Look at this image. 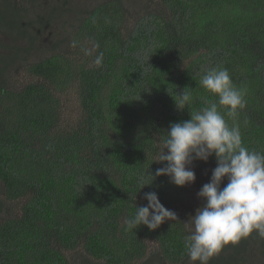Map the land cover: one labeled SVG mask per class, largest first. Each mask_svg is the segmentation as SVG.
<instances>
[{"label": "trees", "instance_id": "1", "mask_svg": "<svg viewBox=\"0 0 264 264\" xmlns=\"http://www.w3.org/2000/svg\"><path fill=\"white\" fill-rule=\"evenodd\" d=\"M213 67L246 93L218 110L264 153V0H0V264H198L185 223L205 201L182 215L187 186L140 181L171 124L218 104L199 84ZM191 166L198 193L216 157ZM152 191L177 219L127 229ZM209 264H264V237Z\"/></svg>", "mask_w": 264, "mask_h": 264}, {"label": "clouds", "instance_id": "2", "mask_svg": "<svg viewBox=\"0 0 264 264\" xmlns=\"http://www.w3.org/2000/svg\"><path fill=\"white\" fill-rule=\"evenodd\" d=\"M102 64V54L95 60ZM207 91L219 97L197 112L191 119L173 123L166 132L163 149L157 163L165 164L151 177V183L141 178L142 189L152 185L156 177L168 176L170 182L184 187L196 180L191 165L194 161L207 162L213 155L217 166L212 169L210 182L204 184L198 197L205 202L196 214L185 223L190 225L184 237L188 258L198 264L209 260L225 245L235 243L254 231L264 237V153L249 150L242 142L239 125H229L218 105L226 109V115L235 117L246 106V93L237 88L227 69L209 68L199 81ZM176 101L183 110L191 102V94L184 90ZM227 177V184L221 187ZM146 206H136L135 213L126 218L127 229L147 226L156 230L166 220H176V213L167 209L155 191L146 192Z\"/></svg>", "mask_w": 264, "mask_h": 264}, {"label": "rangeland", "instance_id": "3", "mask_svg": "<svg viewBox=\"0 0 264 264\" xmlns=\"http://www.w3.org/2000/svg\"><path fill=\"white\" fill-rule=\"evenodd\" d=\"M67 109V108H66ZM68 110V109H67ZM68 112L72 115V109L69 107ZM192 170H195L192 166H191ZM187 188L191 191L189 193V195L185 196V201L184 203L181 204L182 209H180V213L183 215L187 210H190L191 208H197L198 203H199V197H198V193L193 191L192 192V186L190 184L186 185Z\"/></svg>", "mask_w": 264, "mask_h": 264}]
</instances>
